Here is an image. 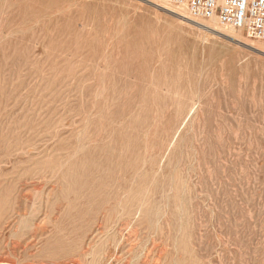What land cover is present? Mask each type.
Wrapping results in <instances>:
<instances>
[{
    "label": "rangeland",
    "instance_id": "1",
    "mask_svg": "<svg viewBox=\"0 0 264 264\" xmlns=\"http://www.w3.org/2000/svg\"><path fill=\"white\" fill-rule=\"evenodd\" d=\"M0 256L264 264V41L157 0H0Z\"/></svg>",
    "mask_w": 264,
    "mask_h": 264
},
{
    "label": "built area",
    "instance_id": "2",
    "mask_svg": "<svg viewBox=\"0 0 264 264\" xmlns=\"http://www.w3.org/2000/svg\"><path fill=\"white\" fill-rule=\"evenodd\" d=\"M185 8L191 20H216L223 27L264 41V0H157Z\"/></svg>",
    "mask_w": 264,
    "mask_h": 264
},
{
    "label": "bare ground",
    "instance_id": "3",
    "mask_svg": "<svg viewBox=\"0 0 264 264\" xmlns=\"http://www.w3.org/2000/svg\"><path fill=\"white\" fill-rule=\"evenodd\" d=\"M148 2H149V1H148ZM153 4H154V3H153ZM158 5H159V4H158ZM168 10H170V9H168ZM174 12H175L176 14H178L180 17L185 18V15H183L181 12H179V11H178V12H177V11H174ZM186 18H187V17H186ZM211 21L214 22L215 19H214V20H211ZM199 26H201V25H199ZM205 26H206L207 28H209L210 30L212 29V28H211V25H208V26L205 25ZM203 27H204V26H203ZM204 28H205V27H204ZM210 30H209V31H210ZM213 30L215 31V29H212V31H213ZM154 177H155V176H154ZM184 190H185V189H184ZM168 200H169V199H168ZM117 206H118V205H117ZM40 208H41V207H40ZM29 213H30V212H29ZM138 213H139V212H138ZM166 214H167V213H166ZM129 221H130V220H129ZM118 224H119V222H118ZM118 224H117V225H118ZM107 225H109V224H108V223H105L103 227H106ZM180 227H181V226H180ZM128 228H129V227H128ZM140 230H141V229H140ZM180 230H181V228H180ZM172 232H173V231H172ZM178 234H179V233H178ZM106 235H107V234H106ZM139 235H140V234H139ZM29 239H30V238H29ZM37 239H38V238H37ZM106 240H107V239H106ZM31 244H32V243H31ZM162 244H163V243H162ZM164 247H165V246H164ZM92 249H93V248H92ZM104 252H105V251H104ZM91 254H92V253H91ZM2 256H3V255H2ZM0 257H1V256H0ZM80 262H81V261H80ZM0 264H8V263H6L4 259H0ZM11 264H12V263H11ZM63 264H64V263H63Z\"/></svg>",
    "mask_w": 264,
    "mask_h": 264
}]
</instances>
